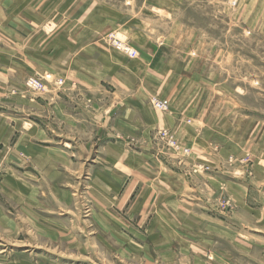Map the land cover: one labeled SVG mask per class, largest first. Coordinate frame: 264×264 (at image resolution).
I'll use <instances>...</instances> for the list:
<instances>
[{
	"label": "rangeland",
	"instance_id": "374dc122",
	"mask_svg": "<svg viewBox=\"0 0 264 264\" xmlns=\"http://www.w3.org/2000/svg\"><path fill=\"white\" fill-rule=\"evenodd\" d=\"M21 10L55 31L0 89V264H264V0Z\"/></svg>",
	"mask_w": 264,
	"mask_h": 264
},
{
	"label": "crops",
	"instance_id": "0c3cea01",
	"mask_svg": "<svg viewBox=\"0 0 264 264\" xmlns=\"http://www.w3.org/2000/svg\"><path fill=\"white\" fill-rule=\"evenodd\" d=\"M35 5L36 0H0V89L9 88L15 85L13 82H21L25 78L33 54L26 53L24 49L47 45L54 34L55 30L49 31L46 33L49 36L45 35L48 41L39 43L36 21L26 19L21 10ZM11 7L16 8L12 15L9 14ZM4 129L5 125L0 120V134Z\"/></svg>",
	"mask_w": 264,
	"mask_h": 264
},
{
	"label": "built area",
	"instance_id": "2783aa9c",
	"mask_svg": "<svg viewBox=\"0 0 264 264\" xmlns=\"http://www.w3.org/2000/svg\"><path fill=\"white\" fill-rule=\"evenodd\" d=\"M117 48L121 49L123 52L131 53L130 48L126 45H120L118 42L114 41ZM118 43V44H117ZM121 46V47H120ZM50 75H48L46 78H49ZM25 87L28 89H45L46 86H44L43 82L35 77H29L25 80ZM155 107L157 109H166L168 107V101L166 99L163 100H157L155 102Z\"/></svg>",
	"mask_w": 264,
	"mask_h": 264
},
{
	"label": "bare ground",
	"instance_id": "6f19581e",
	"mask_svg": "<svg viewBox=\"0 0 264 264\" xmlns=\"http://www.w3.org/2000/svg\"><path fill=\"white\" fill-rule=\"evenodd\" d=\"M121 46H122V45H121ZM121 46H120V47H121Z\"/></svg>",
	"mask_w": 264,
	"mask_h": 264
}]
</instances>
